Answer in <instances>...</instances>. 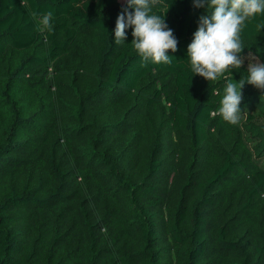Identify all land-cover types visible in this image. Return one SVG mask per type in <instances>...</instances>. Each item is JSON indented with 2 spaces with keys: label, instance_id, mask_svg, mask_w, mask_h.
I'll list each match as a JSON object with an SVG mask.
<instances>
[{
  "label": "trees",
  "instance_id": "obj_1",
  "mask_svg": "<svg viewBox=\"0 0 264 264\" xmlns=\"http://www.w3.org/2000/svg\"><path fill=\"white\" fill-rule=\"evenodd\" d=\"M125 7L0 0V264H264V90L244 85L239 124L213 116L225 81L187 58L206 9L154 6L177 51L142 66L131 27L114 43ZM258 23L241 56L264 63Z\"/></svg>",
  "mask_w": 264,
  "mask_h": 264
},
{
  "label": "clouds",
  "instance_id": "obj_2",
  "mask_svg": "<svg viewBox=\"0 0 264 264\" xmlns=\"http://www.w3.org/2000/svg\"><path fill=\"white\" fill-rule=\"evenodd\" d=\"M161 0H125L126 7L118 15L114 29V43L119 45L126 39V29H133L131 45L141 58L142 66L148 61L153 64H171L169 51L176 52L178 41L168 27L164 16L153 12ZM196 8H205L191 43L187 46V58L194 75L216 82L221 78L225 84L220 96L219 107L212 113L224 122L237 125L242 118V89L245 84L264 90V63L254 55L241 56L243 51L241 34L247 24L257 16L264 15V0H193ZM132 9L133 11H129ZM36 13H32L36 18ZM52 13L39 18L37 30L41 33L52 31ZM257 30L264 23L256 25ZM248 60L247 76L236 81L230 78L232 69H240Z\"/></svg>",
  "mask_w": 264,
  "mask_h": 264
},
{
  "label": "rangeland",
  "instance_id": "obj_3",
  "mask_svg": "<svg viewBox=\"0 0 264 264\" xmlns=\"http://www.w3.org/2000/svg\"><path fill=\"white\" fill-rule=\"evenodd\" d=\"M120 1H124V0H120ZM247 57H248V55H247ZM257 59V58H256ZM244 63H245V65L247 66V64H248V60L246 59V61H244Z\"/></svg>",
  "mask_w": 264,
  "mask_h": 264
}]
</instances>
